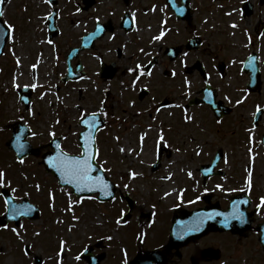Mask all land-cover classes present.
<instances>
[{
  "label": "rangeland",
  "instance_id": "obj_1",
  "mask_svg": "<svg viewBox=\"0 0 264 264\" xmlns=\"http://www.w3.org/2000/svg\"><path fill=\"white\" fill-rule=\"evenodd\" d=\"M98 1L94 9L79 13L75 5L80 0H60L59 21L62 33L51 43L48 42L47 19H43L52 11L49 4L44 3V0H5L3 4L4 20L13 26L15 32L9 38L0 60V125L5 123L6 126L1 128L3 131H0V136L2 133L5 136L15 126L26 125L31 130L28 140L34 147L41 149L36 157H31L35 160L29 157L21 165L14 154L9 152L7 142L1 139L0 153L5 163L0 159V171L6 172L9 185L6 189L13 193L16 200L28 198L32 204L42 208V217L33 222L23 220L18 227H0V264H33L36 257L41 258L42 264H60L61 242H64V247L67 246L61 262L78 264L73 258L80 256V246L86 245L91 239L95 240L93 244L100 246L97 254H106L109 245H119L121 241V248H124L122 253H125V249L128 250L122 264H130L140 254L159 251L167 246L176 218L175 212L179 211L174 210L175 207L187 212L204 207L205 204L198 202L200 199L197 198L202 193L201 183L195 182L193 176L196 179L198 173L195 171L207 161L206 158L211 153L209 148L222 149L225 153L226 169L229 173L241 171L240 178L243 176V165H247L253 156L257 154L259 160H264V150L251 146L250 137L255 144L256 140L255 133L249 132V129L252 130L251 117L256 108H253L254 104L264 108V81L261 90L256 94L246 92L243 86L246 81H239V78L245 77L240 70L241 62L256 42L254 38H249V33L252 36L264 28V4H260V0H248L253 6V12L244 20L241 18L244 0H191V21L177 24L179 35L175 33L176 21L169 20L173 17L171 12L167 13L168 18L158 7L163 6V0H127L125 6H128V11H131L129 13L135 18V33L128 36L117 26L114 33L107 34L96 43L93 51L80 56L87 73L84 79L81 82L64 84L61 78L66 74L65 59L70 48L78 46L81 36L94 29L96 19L107 23L111 17L118 15L117 21L126 14L127 10L123 9L122 2L119 6L117 0ZM165 9L168 10L166 7ZM235 20L240 28L238 31L228 27V23H234ZM150 23L157 25L155 34L159 31L158 27L166 32L163 39L154 40L152 34L145 32ZM203 31L207 33L204 35L202 52L184 53L180 60L169 62L165 55L166 48L170 45L184 46L185 35L191 36ZM258 42L264 45V38ZM227 46L230 48L225 49ZM119 51L121 56H118ZM252 51L260 56V66L264 69V47L258 45ZM200 54L209 61L214 56L219 58V62L228 61V66H223V75L220 71L217 76L212 75L213 73L209 75V83L216 87L218 99L233 108L229 119L220 127L216 121L210 120V109L186 107L197 96L196 87L200 84L204 87L198 72L191 69ZM154 55L159 59L152 75L142 76L133 86L136 77L130 75L129 70L136 68L137 64L146 66ZM100 61L117 63L118 76L113 83L107 84V81L101 79ZM75 64L76 61L73 62ZM35 71L37 76H34ZM173 72L176 73L175 76L172 75ZM185 80L190 82V87ZM15 84L20 85L19 89L28 85L32 90L35 98H32L34 103H31L30 108H26L20 101L19 89L14 87ZM32 84L38 86L33 89ZM141 87L149 89V96L142 102L138 100ZM128 97L137 100V104L131 105ZM165 97H171L172 107L156 113L154 108ZM237 100L244 102L237 104ZM29 110L35 115H29ZM93 111L98 114L107 113L108 116H104L110 126L108 131L103 129L97 136L100 147L98 162L115 185L117 182L121 184L116 187L123 199L122 203L120 196L106 205L99 204L94 199L78 201L72 198L73 195L70 197L64 189L60 190L54 178L45 172L40 163L42 156L51 151L47 146L52 139L49 136L50 131H54L56 137H61L62 148L67 153L80 154L78 137L82 128L78 118L82 112ZM185 114L192 118L190 122L185 120ZM120 117L129 120H119ZM119 124H122L121 128ZM219 130L221 131L217 132ZM33 132L36 133L34 137ZM160 135L164 136L166 143L158 142ZM142 136L143 141L140 139ZM165 146L169 150L163 155L159 169L153 172L158 149ZM198 147L202 148L200 155L197 154ZM121 148L124 149L123 152L120 151ZM212 156L213 154L211 158ZM5 164L11 166L6 168ZM132 173L136 174L133 179ZM152 179L156 181L153 185ZM234 180L221 179L206 183L202 189L209 197L205 196L204 200L210 198L212 204L224 203L235 194L247 192L244 178ZM37 184L41 186L39 191L35 187ZM253 186L257 187V197L261 198L264 181L257 180ZM175 187H178L176 193L169 196L168 191ZM179 191L182 196L177 195ZM129 192H134L130 196L133 202L138 198L135 192L139 196V201L131 210L132 215L123 204ZM49 193L54 195V200H50ZM149 198L152 199L148 200ZM153 198L160 200L161 204ZM164 202H168V206ZM69 204L74 208L69 210ZM2 205L5 211V204L0 200V215L4 212ZM223 206L222 209L227 208ZM50 209L52 213L49 214ZM138 214H152V221L148 226L144 223L147 216H143L139 222L148 227L145 235L140 234L137 227L136 222L140 219ZM109 217L116 223L120 221L117 224L120 230ZM262 218L264 213L256 216L259 222ZM12 229H16L20 236L13 233ZM259 236L256 229L241 236L210 234L181 248L180 257L176 256V251H171L168 264H264V250ZM99 238L103 242L96 241ZM25 247H30L28 250L31 253L28 256L29 252ZM115 247H111L107 259L120 253V246ZM206 249L217 253L214 257L201 256ZM112 262L105 259L101 264ZM113 264H117V259Z\"/></svg>",
  "mask_w": 264,
  "mask_h": 264
},
{
  "label": "snow or ice",
  "instance_id": "obj_2",
  "mask_svg": "<svg viewBox=\"0 0 264 264\" xmlns=\"http://www.w3.org/2000/svg\"><path fill=\"white\" fill-rule=\"evenodd\" d=\"M5 3V0H0V5H3ZM44 3L46 4H51L52 0H44ZM229 15H231L232 13H228ZM134 15V14H133ZM5 16V12L0 9V17H4ZM51 16L49 17H45L43 19H50ZM97 23L99 24V21L97 20ZM231 27L235 28L237 27V25L233 24L231 25ZM15 32V29L13 28V26L11 24L7 25V31L4 30H0V42L3 41L4 36L6 35H13ZM103 32V28L102 27H98L97 28V33ZM166 35L165 31H161L159 35L153 37L154 40H161L163 39V37ZM49 43H51V41H49ZM143 51V50H141ZM187 55V54H185ZM19 60H17V64L19 65ZM35 67V66H33ZM139 70V75L136 78V81L133 82V86L135 85V83L139 80V78L141 76L147 75V76H151L152 72L148 71L147 73L144 72L143 68L141 65L137 64L135 69H132L131 71H137ZM253 70L255 71V68L253 67ZM173 76L176 75L175 72L172 73ZM185 83L188 87L191 86L190 82H188L187 80H185ZM38 85L36 84H32L31 87L33 89H35ZM14 87H16L17 89L20 88L19 84H15ZM29 86L25 85V89H27ZM187 95V94H186ZM208 102L211 104L212 100H211V93H208ZM227 99V97L225 98ZM246 99V97H245ZM22 101H25L27 103V101L25 100L24 97H21ZM243 100H237L236 103L237 104H241L243 103ZM101 103L103 104L104 101H101ZM176 107H183L182 105H176ZM256 113H261V108L260 106H257L256 108ZM29 115L34 116L35 113L32 112L31 110H29ZM98 115H103V116H107V113H100L98 114L97 112L93 111L91 113H81L80 117L78 118L79 123L81 125H83L85 127V131L81 132L79 135L81 137V147H82V151L80 152L79 155H70L69 153L63 151L61 144L57 143L55 140L56 137V133L54 131H50L49 132V136L52 137V141L51 143L54 145V149H55V155H50L47 160H46V164L49 168L54 169L57 173H59V181L61 184L63 185H71L76 192L78 193H83V192H98V193H103L105 196H112V192L110 191V183L104 178L103 175H93L94 172L97 171L98 169V165H95V160L96 157L99 155V151L98 149L96 150L95 154H93V152L91 151L90 145L95 143L94 140V133L99 130V122H98ZM255 115V114H254ZM21 119H23V117H21ZM191 117L187 116L185 114V120L186 121H191ZM56 123L58 124L59 121H56ZM0 131H3L2 129H0ZM29 131H31L29 129ZM252 130L249 129V132H251ZM33 137L36 135V133H32ZM65 139H67V137H65ZM117 139H119L117 137ZM141 141H143L144 137L142 136ZM250 141H251V137H250ZM158 142L163 144L166 143L165 142V138L163 135H160L158 138ZM14 147L17 151L18 154L21 155V158L18 160V162L23 165L25 163V159L22 158V154L24 153L25 149L27 147H29V145L24 143V131L21 130L20 133L18 135L15 136L14 138ZM121 152L124 151L123 148L120 149ZM251 151V149H250ZM199 154V153H197ZM101 171H103V169H101ZM132 177H135V173L131 174ZM188 175H191V173H189ZM6 172L4 171H0V188H7L9 185L7 184V180H6ZM246 184H247V191H250L253 187V181H252V172L249 170L247 177H246ZM36 189L39 191L41 190V186L39 184H37ZM125 187H127V185H125ZM217 187L219 188L220 186L217 185ZM222 190V189H221ZM245 189H242V191ZM13 191H15V189H13ZM69 196H71V193L68 194ZM170 195V193H169ZM182 196V193L178 194ZM0 196H3V193H0ZM49 198L50 200H54V195L52 193H49ZM92 198V197H89ZM4 204L9 207V218L15 220L17 218V216H25L28 215L29 212H31L33 209L31 208L30 205H24L20 208H17L15 205H13V199L10 198H5L4 199ZM249 201L247 200H242V201H237L234 202L233 206H232V212L230 215H226L225 216V221H229L230 219H237V220H241V222H243V217H244V213L240 211V205L241 204H248ZM72 205L69 204V210H71ZM27 209V211L23 210V209ZM258 209H264V196H262L260 198V203L257 205ZM217 215H222L221 213H208L207 214V219H213L214 216ZM199 216V214H198ZM203 222V220H201V223ZM120 221H117V224H119ZM6 227V226H5ZM22 227V225H21ZM198 227V225H197ZM13 233H15L18 237L20 236V233L16 230V229H12ZM36 235H39V233H36ZM108 239H111V237H109ZM64 247V242H61V250H63ZM81 256H77L76 260H80Z\"/></svg>",
  "mask_w": 264,
  "mask_h": 264
},
{
  "label": "flooded vegetation",
  "instance_id": "obj_3",
  "mask_svg": "<svg viewBox=\"0 0 264 264\" xmlns=\"http://www.w3.org/2000/svg\"><path fill=\"white\" fill-rule=\"evenodd\" d=\"M260 4H264L263 0H260ZM252 12H253V6H252L251 2L248 1V0H244L243 4H242V7H241V15H242L241 18L243 20L246 19L248 16H251ZM235 25H237V21L236 20H235ZM239 29L240 28L238 26L234 28L235 31H238ZM249 38L250 39L254 38V40H256V42L253 43V49L255 48V46H258V45H260V47L263 48L264 47L263 43L262 42L259 43L258 40L264 38V28L262 30L257 31L252 36L249 33ZM202 43H204V39H202ZM228 47L230 48V46H227V47H225V49H228ZM239 47H241V46H239ZM253 49H251L250 53L244 58V60L241 62L240 66H244V64L247 61V59L249 58V56H251L253 53H256V52L252 51ZM202 51H203V44H202V46H201V48L199 49L198 52L200 53ZM261 52H263L262 49H261ZM198 58L199 59H197L195 61V64H193V66H198V64L196 65V62L198 61V62L201 63L202 66H204V71H205V74H204L203 77H201V75L198 72V77L204 82V86H206L207 84H210V85L212 84V87L216 88L213 83H209V75H210V73L211 74L213 73L212 75L217 76V75H219V71L223 75L222 72L225 70V67H223V66H228V61L224 62V63L223 62H219V58L216 57V56H214V58L211 59L212 61H209V60H206L203 57L202 54H200L198 56ZM201 60L203 62H201ZM207 66H211V68L209 69V67H207ZM220 66H222V67H220ZM220 77H221V75H220ZM244 80L245 79H243V78H239V81L242 82V83H243ZM218 98H219V94H218ZM218 98H217V100L214 103V105H215L214 108L216 109L218 115L226 114L227 112L224 110V108H223L224 106H222L220 104L221 100H219ZM227 106L233 112V108H231L229 105H227ZM257 106H258L257 103H255L253 108H255V107L257 108ZM203 107L206 108V109L208 108V109L211 110L212 115H210V120L216 121L217 124L219 125L218 127H220L222 124H224L223 123L224 121L229 119V116L223 117L222 119H218L217 116H216V113L214 111H212L210 106L204 105ZM256 108L254 110L253 117H251L252 118L251 128L256 134V138H257V144L256 145L258 147L262 148V150H264V143L262 141L263 137H264V108L260 106L261 113H256ZM259 114H260V118L257 117ZM220 131L221 130H219L217 132H220ZM210 149L211 148L208 149L209 151H211V153L207 156V158H206L207 161L204 162L200 166V168L205 166V165L210 166L211 164H213L215 162V155H216L217 151L220 150V149H216V150L215 149L210 150ZM197 151H198V153H200L202 151V148L200 149V147H198ZM212 154H213V156L211 158ZM192 160H193V162L195 161L194 159H192ZM224 162H225V155H224V158L221 159L218 162V165L213 170H211L212 171V175L209 177L208 182L212 181V180H221V179L223 180V179H227V178H228V181H230V180L231 181H235L234 179H242V178L245 179L247 177L248 171L252 170V166L251 165L249 166V165H243L242 164L244 166V171H242L243 176H242V178H240L241 174L239 172H241V171H239L238 173L231 171L229 173V171L226 169L227 165H225ZM256 163H258V164L255 166V174H253V177L254 178H258V180H260V181H264V160L263 161H262V159L261 160H256ZM200 168H199V170L195 171V172L198 173V174H196V177H198L203 182L204 181V175H203V173H201V171H200L201 169ZM208 172H210V171H208ZM251 172L253 173V171H251ZM150 199H152V198H149L148 200H150ZM254 199H255V196H254V198H252L253 202H254ZM146 205H147V202H146ZM149 207H151V206H149ZM151 208H153V207H151ZM254 209H255V207H254ZM256 210H254V211L252 210L254 215H255L254 212ZM138 216H140V219H141L144 215L138 214ZM170 254H171V252L167 249V247H165L164 249H161L157 253V255L155 256L156 257V262L159 259H161V258L170 260V258H169ZM142 255L143 254H140V256H142ZM144 255H146V253Z\"/></svg>",
  "mask_w": 264,
  "mask_h": 264
},
{
  "label": "water",
  "instance_id": "obj_4",
  "mask_svg": "<svg viewBox=\"0 0 264 264\" xmlns=\"http://www.w3.org/2000/svg\"><path fill=\"white\" fill-rule=\"evenodd\" d=\"M55 1H53V3ZM87 8H89V5H88ZM54 15L55 16H52L50 18V20H49V23H48L50 25V29H51L50 30V39L55 37L57 35V33H58L57 29L55 28V21H56V15L57 14L55 13ZM0 30L7 31V26L4 24L2 17H0ZM104 33H105V29L103 28V32H100V33L96 32V33L92 34L90 37L84 39L83 40V46L81 47V49L73 51L72 55L69 57V61L71 60L72 57L78 56L80 51L86 50V49H92L94 47V42L97 39L103 37ZM9 36L10 35L4 36L3 41L0 42V58L3 55V53H4L5 45L7 43V40L9 38ZM79 70H81V66H79ZM103 76L106 77V78H109V79L113 78V76H114L113 66L112 67H104L103 68ZM68 79L76 80V79H79V76L75 78V77L69 75L68 78L66 79V81ZM257 79H258V75H257ZM258 87H259V83L257 84L256 87H254V89H256ZM24 91L25 90H22V91H20V93L22 94ZM22 97H24V96L22 95ZM24 98L27 101V103L25 101H23V102H25L27 105H29L30 97H24ZM96 132L94 133V137L96 135ZM24 137H25V135H24ZM11 146L14 147V142L11 143ZM90 148H91V151L93 152V154H95V152H96L95 143L90 145ZM29 153H31V152L27 151L26 155H29ZM23 156H24V154H23ZM46 160H47V158H46ZM46 160H45V164H46ZM95 165H96V163H95ZM48 170L53 172V174H55L57 177H59V173H57L54 169L48 167ZM96 172L98 173V175H103L102 171H101V169L99 167H98ZM111 190L112 189L110 187V191ZM76 193L79 196H83V195L91 194L92 192H83V193L76 192ZM100 195H101V198H100L101 201L103 199L104 200H108L109 198L112 197V196L106 197L103 193H100ZM10 199H12V198H10ZM13 205H15L17 208H20V207L24 206V205H16L14 200H13ZM25 205H27V204H25ZM25 211H27V210H25ZM30 213L31 212H29V214L26 215V216L29 217V218H32V215ZM208 213H210V212L200 211V212H195V214H192L193 215V220H191V224H189V227H191L192 224L196 225V224L200 223L201 220H203V216L207 215ZM230 213L228 212V213H225V214L228 215ZM198 214H199V216H198ZM21 217L22 216H17L16 220L19 221L21 219ZM5 219H7V220L3 221V222L0 220V223L5 224L7 221L11 220L9 218V210H8V213H7V217H5ZM200 225H201V227L198 226V227H195L193 229H189V230L186 231L185 234L183 233L184 235H181V230H179L180 229V225L179 224H177V225L175 224L174 227H173V230H172V237H171L170 246L178 248L179 246H181L184 243L189 242L190 240L197 239V238L203 236L204 234H206L210 230L219 231V232L231 231L234 234H236V233L242 234V233H244L245 231H247L249 229V224L247 223V218H246V214L245 213H244V217H243V222H241V220H237V219H230L229 221L226 222L224 213H222V220L210 219L206 224L202 222V224H200ZM261 241H262L263 246H264V235L261 238ZM154 255H155V253H153L150 256L151 257L150 261L154 259L153 258Z\"/></svg>",
  "mask_w": 264,
  "mask_h": 264
},
{
  "label": "bare ground",
  "instance_id": "obj_5",
  "mask_svg": "<svg viewBox=\"0 0 264 264\" xmlns=\"http://www.w3.org/2000/svg\"><path fill=\"white\" fill-rule=\"evenodd\" d=\"M37 75H38V73L35 71L34 76H37ZM164 205L168 206V202H164ZM182 217H185V214H182Z\"/></svg>",
  "mask_w": 264,
  "mask_h": 264
}]
</instances>
